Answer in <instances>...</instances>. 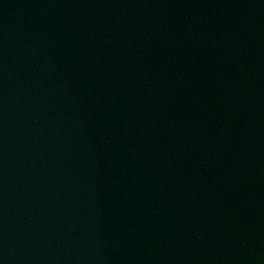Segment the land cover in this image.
I'll return each instance as SVG.
<instances>
[{"label": "water", "instance_id": "obj_1", "mask_svg": "<svg viewBox=\"0 0 264 264\" xmlns=\"http://www.w3.org/2000/svg\"><path fill=\"white\" fill-rule=\"evenodd\" d=\"M0 264H264V0H0Z\"/></svg>", "mask_w": 264, "mask_h": 264}]
</instances>
